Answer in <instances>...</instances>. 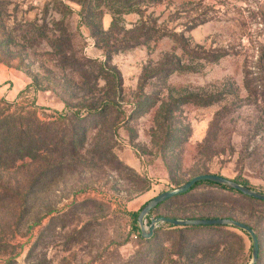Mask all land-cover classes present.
<instances>
[{
  "label": "rangeland",
  "instance_id": "obj_1",
  "mask_svg": "<svg viewBox=\"0 0 264 264\" xmlns=\"http://www.w3.org/2000/svg\"><path fill=\"white\" fill-rule=\"evenodd\" d=\"M0 82L66 145L0 167V264L250 263L236 228L133 212L201 173L264 192V0H0ZM157 215L245 222L264 264V202L201 184Z\"/></svg>",
  "mask_w": 264,
  "mask_h": 264
},
{
  "label": "trees",
  "instance_id": "obj_2",
  "mask_svg": "<svg viewBox=\"0 0 264 264\" xmlns=\"http://www.w3.org/2000/svg\"><path fill=\"white\" fill-rule=\"evenodd\" d=\"M23 91L24 90H22L20 94L23 93ZM0 100L5 101L4 98H1ZM6 104H8L9 106L15 105L16 101H14L13 103L7 102ZM50 124L51 123L41 121L37 117L34 111H26L25 109H21L19 111L18 110L11 111L10 109L7 110L0 109V167L8 168V169L13 168L16 166V164L19 161L24 160L26 158L39 160L42 154L45 152L50 154H55V153L60 154L61 153L60 149H65L66 145H64V143L60 141V138L55 137V134L52 131H50V127H49ZM72 144H74V142H72ZM234 180L248 187H251L245 180L244 181H241L239 179H234ZM201 184H209L212 186H217L224 190H229L241 194L244 197L249 198L250 200L257 202H264V200L245 195L244 193L234 188H231L226 185H222L220 183H215L207 180L199 181L189 191L171 197L160 203L157 207L153 208L150 214L148 215L149 218L148 217L146 218L147 223L150 224L151 218L161 216V215L154 216V213L157 208L161 207L167 202L175 201L181 196H184L192 192L197 186ZM145 204H143L138 211L133 212V221L135 222L136 225L137 235L140 238L143 237L141 235L140 226L138 225V215L142 210V208L145 206ZM195 218H218V217H195ZM227 218H231V217H227ZM164 224H169V223H164ZM170 226H174V225H170ZM160 227L161 224L156 229ZM220 227L236 228L233 226H221V225H194V226H183L181 228L198 229V228H220ZM251 227L253 228V226ZM236 229L240 230L241 232H243L244 234L250 237V234L245 230L239 228ZM259 250H260V245H259ZM259 260H260V256H258V260L256 264H259Z\"/></svg>",
  "mask_w": 264,
  "mask_h": 264
},
{
  "label": "water",
  "instance_id": "obj_3",
  "mask_svg": "<svg viewBox=\"0 0 264 264\" xmlns=\"http://www.w3.org/2000/svg\"><path fill=\"white\" fill-rule=\"evenodd\" d=\"M212 181L215 183H220L222 185L229 186L234 188L245 195L252 196L257 199L264 200V192L255 190L251 187H248L234 179L225 177L220 174L215 173H201L193 176L190 180L183 183L182 185L175 187L170 190L161 192L157 196L150 199L145 206L142 208L138 215V222L141 229V235L143 238H150L153 236L156 228L162 223H169L174 226H194V225H221V226H233L239 229H243L248 232L252 238V259L249 264H256L259 256V241L255 230L242 221L227 218V217H218V218H174L167 216H158L151 218L150 224L147 225V216L150 214L151 210L157 207L163 201L177 196L179 194L189 191L197 182L199 181Z\"/></svg>",
  "mask_w": 264,
  "mask_h": 264
},
{
  "label": "crops",
  "instance_id": "obj_4",
  "mask_svg": "<svg viewBox=\"0 0 264 264\" xmlns=\"http://www.w3.org/2000/svg\"><path fill=\"white\" fill-rule=\"evenodd\" d=\"M4 88H5L4 84L0 85V96H5L6 98H10L11 96L14 97L21 89V87H16L15 84L13 85L12 88L8 90L7 89L4 90Z\"/></svg>",
  "mask_w": 264,
  "mask_h": 264
}]
</instances>
